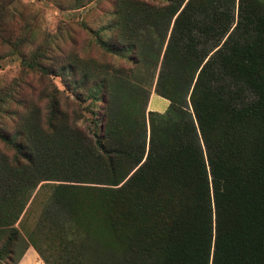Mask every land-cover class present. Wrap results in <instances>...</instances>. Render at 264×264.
Instances as JSON below:
<instances>
[{"label": "trees", "instance_id": "16d2710c", "mask_svg": "<svg viewBox=\"0 0 264 264\" xmlns=\"http://www.w3.org/2000/svg\"><path fill=\"white\" fill-rule=\"evenodd\" d=\"M112 15L101 48L132 66H66L75 118L51 93L0 90V264L28 248L43 264H264V5L116 0Z\"/></svg>", "mask_w": 264, "mask_h": 264}, {"label": "rangeland", "instance_id": "374dc122", "mask_svg": "<svg viewBox=\"0 0 264 264\" xmlns=\"http://www.w3.org/2000/svg\"><path fill=\"white\" fill-rule=\"evenodd\" d=\"M264 5V0H259ZM116 0H0V90L29 85L37 89L35 94L14 92V101L38 102L40 107L48 94L56 95L67 106L69 118L73 111L72 86L78 80L74 72L65 67L75 62L95 66L100 71L128 68L126 58L106 52L101 44L117 45L113 27V6ZM32 58L48 70L46 74L32 72L23 65V60ZM74 68V67H73ZM75 80V81H74ZM85 99L81 106L89 103ZM66 103V104H65ZM164 107V109H163ZM165 100L151 94L146 111H165ZM13 111L18 116L22 109L17 104ZM74 112V111H73ZM78 125L87 132L88 111H79ZM12 122L5 128L11 130ZM0 144V149H1ZM48 189L38 193L36 202L26 214V228L34 223L40 205L46 199ZM34 256L28 248L21 258ZM55 259V258H54Z\"/></svg>", "mask_w": 264, "mask_h": 264}, {"label": "crops", "instance_id": "0c3cea01", "mask_svg": "<svg viewBox=\"0 0 264 264\" xmlns=\"http://www.w3.org/2000/svg\"><path fill=\"white\" fill-rule=\"evenodd\" d=\"M165 102L168 105V102L166 100H165ZM163 109H164V107H163ZM163 109H159L158 111H156V113H162ZM17 264H43V263L39 258H34V256H28L26 258H21Z\"/></svg>", "mask_w": 264, "mask_h": 264}]
</instances>
